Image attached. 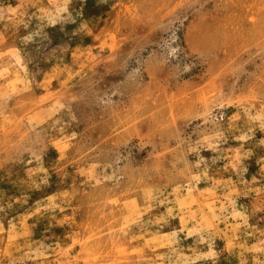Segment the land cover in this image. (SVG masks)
I'll list each match as a JSON object with an SVG mask.
<instances>
[{
    "label": "rangeland",
    "instance_id": "374dc122",
    "mask_svg": "<svg viewBox=\"0 0 264 264\" xmlns=\"http://www.w3.org/2000/svg\"><path fill=\"white\" fill-rule=\"evenodd\" d=\"M0 264H264V0H0Z\"/></svg>",
    "mask_w": 264,
    "mask_h": 264
}]
</instances>
